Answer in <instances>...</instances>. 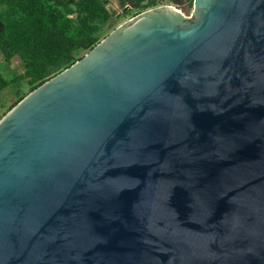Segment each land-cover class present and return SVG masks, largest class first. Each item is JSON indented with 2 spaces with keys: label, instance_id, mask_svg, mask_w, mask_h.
<instances>
[{
  "label": "water",
  "instance_id": "95a60500",
  "mask_svg": "<svg viewBox=\"0 0 264 264\" xmlns=\"http://www.w3.org/2000/svg\"><path fill=\"white\" fill-rule=\"evenodd\" d=\"M127 20L0 120V264H264V0Z\"/></svg>",
  "mask_w": 264,
  "mask_h": 264
},
{
  "label": "trees",
  "instance_id": "16d2710c",
  "mask_svg": "<svg viewBox=\"0 0 264 264\" xmlns=\"http://www.w3.org/2000/svg\"><path fill=\"white\" fill-rule=\"evenodd\" d=\"M193 8V0H185ZM108 0H0V55L3 66L20 60L23 74L11 80L0 71L1 93L13 87L21 95L10 111L50 79L81 61L101 41L104 28L113 29ZM147 11L154 1L122 0ZM76 16V19L71 17ZM24 83L30 88L24 92ZM25 93V94H24Z\"/></svg>",
  "mask_w": 264,
  "mask_h": 264
},
{
  "label": "rangeland",
  "instance_id": "374dc122",
  "mask_svg": "<svg viewBox=\"0 0 264 264\" xmlns=\"http://www.w3.org/2000/svg\"><path fill=\"white\" fill-rule=\"evenodd\" d=\"M145 3H148L149 1H154L156 3V7L159 6H178V0H144ZM184 4V3H183ZM182 4V13L186 16L191 15V12L193 8L187 6V4ZM108 10L114 15V18L112 20V23L114 25L113 29L110 27L104 28V31L102 33V41L107 38L115 29H117L119 26L124 24L127 20H131L135 17H137L139 14L143 13V10L133 8L132 6H124L122 3V0H108L107 3ZM155 8V7H153ZM152 9V8H151ZM74 19H76L75 15H72ZM87 52L81 53L80 57L85 55ZM3 58L0 55V71L5 79L8 81L13 78V76L21 75L23 74L24 70L21 68L20 60L18 58L14 59L12 63L9 66H3ZM24 92L27 94L29 93L30 88L26 83H24ZM24 93V94H25ZM22 95V94H21ZM21 95H19L16 92V89L13 87H10L6 90H4L1 93V99H0V120L10 112L11 107L20 99Z\"/></svg>",
  "mask_w": 264,
  "mask_h": 264
},
{
  "label": "crops",
  "instance_id": "0c3cea01",
  "mask_svg": "<svg viewBox=\"0 0 264 264\" xmlns=\"http://www.w3.org/2000/svg\"><path fill=\"white\" fill-rule=\"evenodd\" d=\"M183 3H184V4H187V2H186L185 0H178V4H177L178 6H175V7H178V8L180 7V8L182 9V4H183ZM184 4H183V5H184ZM187 6H188V4H187Z\"/></svg>",
  "mask_w": 264,
  "mask_h": 264
},
{
  "label": "built area",
  "instance_id": "2783aa9c",
  "mask_svg": "<svg viewBox=\"0 0 264 264\" xmlns=\"http://www.w3.org/2000/svg\"><path fill=\"white\" fill-rule=\"evenodd\" d=\"M193 2H194V0H193ZM188 7H189V5H188ZM179 9H181L180 7H179ZM182 10V9H181ZM183 11V10H182ZM192 13V12H191ZM192 15H188V17H191Z\"/></svg>",
  "mask_w": 264,
  "mask_h": 264
},
{
  "label": "bare ground",
  "instance_id": "6f19581e",
  "mask_svg": "<svg viewBox=\"0 0 264 264\" xmlns=\"http://www.w3.org/2000/svg\"><path fill=\"white\" fill-rule=\"evenodd\" d=\"M179 11H181L180 9H179ZM182 12V11H181Z\"/></svg>",
  "mask_w": 264,
  "mask_h": 264
}]
</instances>
